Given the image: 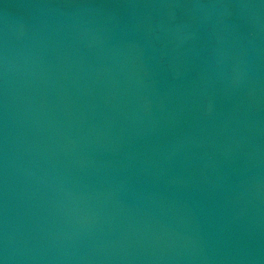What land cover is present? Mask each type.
<instances>
[{"label":"water","instance_id":"water-1","mask_svg":"<svg viewBox=\"0 0 264 264\" xmlns=\"http://www.w3.org/2000/svg\"><path fill=\"white\" fill-rule=\"evenodd\" d=\"M5 264H264V0H0Z\"/></svg>","mask_w":264,"mask_h":264},{"label":"clouds","instance_id":"clouds-1","mask_svg":"<svg viewBox=\"0 0 264 264\" xmlns=\"http://www.w3.org/2000/svg\"><path fill=\"white\" fill-rule=\"evenodd\" d=\"M0 264H5V261L0 259Z\"/></svg>","mask_w":264,"mask_h":264}]
</instances>
